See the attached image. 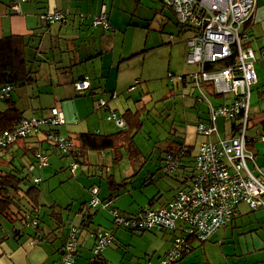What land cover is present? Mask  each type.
Wrapping results in <instances>:
<instances>
[{"label":"rangeland","instance_id":"1","mask_svg":"<svg viewBox=\"0 0 264 264\" xmlns=\"http://www.w3.org/2000/svg\"><path fill=\"white\" fill-rule=\"evenodd\" d=\"M105 1L108 3L107 14L111 25L114 28L120 29V41H123L124 48L127 51L125 53H128L127 56L129 57L127 60L118 61V64H121L120 69L112 67V55L105 53L107 67L104 70V76H99V72H97L95 80H93L94 89L90 90L89 87L78 92L76 82L80 78H77L80 73L82 74L86 71V63L75 64L72 66V69H61L59 73H56V70L52 69L53 67L45 63L42 58L34 59L30 56V49L36 48L39 43L38 38H35L36 44L31 42L27 49V53H29L28 68L34 71L39 81L30 84L22 83V81L13 83L15 86L12 92L13 99L16 105L23 110L26 117H46L50 115L52 107H57L63 112L65 118V122L59 125V128L63 133L68 134L69 130L71 133L108 130L107 132L109 133L113 129H118L116 120L109 118V109L99 107L101 100H106L102 97L106 98L108 93L112 91L115 94L131 95L137 103L143 102L146 97L147 101L142 104L146 106L143 116L145 125L142 131L136 135V142L144 149V143L150 140V136L155 139V142L164 143L166 140L172 141L185 128L182 129L178 126L184 123L182 122V116H180L183 109L178 111L180 108H175L174 111L172 110L171 118L166 120L168 112L171 111L169 108L174 104V100L172 97L165 99L163 97L166 94H171V90L177 92L179 89L176 83L179 77L175 78L176 86L172 89L171 83L168 82L167 73L172 71L178 75L188 74L198 68V66L191 65L186 60L187 46L185 45V40L191 35V32L188 30L185 32L182 27L176 24L175 20L172 21L174 26L172 28L170 26L171 20L175 18L172 13H170L171 19H168L170 22L169 26L165 30L162 29L160 17L155 16V0ZM178 31H182V33ZM114 32V29L110 31L112 35H114ZM141 50H143L141 53H135V51ZM57 56L60 57V54L57 53ZM118 59L121 58L118 56ZM67 70L69 71L68 73L66 72ZM256 70L258 71V63ZM66 75L70 76L67 83L72 88L70 89L72 97L69 99H65L62 96V93L65 92L66 82H61V80ZM50 76H52V81L47 79ZM135 78L138 80L131 83ZM74 79H77L75 83H73ZM88 80H90L89 77ZM263 83L264 77L260 78V81L252 86L251 111L247 130L250 137H256L262 132L260 122L263 119L264 98H260L257 86L260 87ZM131 84L133 86L130 87ZM188 89L190 92L192 87ZM84 91L85 93H82ZM141 96H143L142 101L140 100ZM56 97L58 101H56ZM188 99L194 102L193 95L189 96ZM197 102L201 103L197 105L199 108L205 106L204 103ZM0 104L6 105L7 102L0 100ZM85 109L88 113L81 111L79 114L77 113L78 110L84 111ZM64 111L68 114L69 118L65 115ZM97 111L99 112L96 114ZM117 117L120 118L119 114H117ZM174 117L177 119L175 124H169L172 123L171 121L174 120ZM234 121L240 122V119L219 117L217 123L220 132L223 135L227 134L223 132V128H225L224 124L231 126ZM65 134H61V136L65 137ZM228 135H230L229 132ZM251 144L256 154L257 164L264 169V142L258 141ZM45 147H48V143H45ZM52 148L53 146L50 147L49 151L46 150V153H49L50 165L42 168L35 166L33 169L34 175L42 178L40 183L42 191L41 202L44 203L45 207L39 213L40 225L47 229L49 224H51L54 228L61 230V232L65 226L56 220L52 221L50 217V206L53 203L56 202L59 209L63 210L62 214L66 217L65 222H67V215L73 214L74 210L83 201L92 197V191L88 189L92 183H98L100 186V197L103 198L107 194V181L102 178L106 176L107 171L113 172L117 180L122 181L123 178L127 177V174L131 173L132 168L136 172L138 169H140L139 171H145L155 167V161L161 164L162 159L158 158V156L164 153L163 151L158 156L154 155L152 161H146L143 166H141L139 160L135 161L132 167L130 163L126 166L125 162L113 166L109 165L110 168L104 169L102 174L99 167L94 164L98 161L96 151H92L90 161L94 165L77 164L75 167L76 174H74V171L71 169L73 158L71 156H61L56 151L53 152ZM157 150L155 149V152ZM110 155V153L106 155L102 153L98 154L100 163L103 157L107 160L110 158ZM145 155L148 156V154ZM23 157L20 152L14 164L24 171L28 166L29 157ZM164 161L166 163V159ZM248 163L253 167L254 164L251 160H248ZM24 165L25 167H23ZM163 169L164 175L161 176L162 180L159 184L161 187L169 184V190L165 192V196H167L182 186L179 177L183 176L186 172L188 173L190 168L180 167L177 171L170 173L166 171V166ZM132 181L137 183L136 186H140L138 184V182L141 183L139 178L134 179L133 176ZM240 208L242 212L239 217H235L231 224L219 229L209 240L199 244L198 239H193L199 242H196L198 246L188 254V257L182 264H264V207L252 209L249 205L242 204ZM1 221L5 229L12 228L10 221L4 219ZM15 225L18 228L24 229L25 237L33 232L32 227H26L27 221L22 215H19V218L15 221ZM153 233H155V230H153ZM139 234H134L135 236L127 235L128 240L134 241L132 245H140L138 241L143 236ZM145 234V236H148V233Z\"/></svg>","mask_w":264,"mask_h":264},{"label":"built area","instance_id":"2","mask_svg":"<svg viewBox=\"0 0 264 264\" xmlns=\"http://www.w3.org/2000/svg\"><path fill=\"white\" fill-rule=\"evenodd\" d=\"M24 1L12 0V9L20 11V3ZM257 1L166 0L179 21L188 22L197 29V34L188 40L187 62L200 66L199 70L189 74V80L194 84L195 91L198 89L197 100L206 104L209 113L208 120L199 121L195 131L208 139L198 145L194 172L185 179L186 189L180 190L167 203L157 208H144L135 215H127L117 208L111 209L114 223L132 230H179L166 257L157 263L149 261L147 264H171L177 261L190 251L193 239L207 241L237 214L238 206L242 203L252 209L264 207V169L256 163L253 151L247 149L249 140L264 142V132L256 137H250L247 133L252 86L258 81L255 69L258 56L247 45L251 36L247 23L254 16ZM41 19L51 24L67 21L68 13L51 11L42 14ZM95 24L110 28L105 8L95 17ZM231 57L232 62L217 67V64ZM260 57L264 58V48ZM206 65L215 66L207 69ZM89 86L87 76L76 82L78 91ZM12 89L10 84L0 87V98L8 97ZM210 93L226 94L227 98L232 96L234 99L227 104L224 101V104L214 105ZM99 107L109 108V118H114L118 127L126 126L125 120L117 117L109 101L101 100ZM219 117L240 119V122L234 121V134L231 137H221L217 125ZM64 122V114L57 107H52L50 115L46 117L25 118L19 124L0 131V149L20 137L36 133L44 126H57ZM50 138L60 147L68 145L63 136L51 133ZM36 157L39 167L48 164L47 154L37 152ZM181 157L183 150L177 156L167 155V169L173 172L180 167ZM248 160L253 162V167ZM76 166L73 162L72 170ZM35 181H39V177H35ZM98 192V187L92 188L89 199L92 207L103 203ZM37 221L31 218L29 223L36 227ZM78 232L79 229L75 227L70 230L62 259L65 264L73 262ZM97 234L96 251H100L112 241L113 236L109 230H100Z\"/></svg>","mask_w":264,"mask_h":264},{"label":"crops","instance_id":"3","mask_svg":"<svg viewBox=\"0 0 264 264\" xmlns=\"http://www.w3.org/2000/svg\"><path fill=\"white\" fill-rule=\"evenodd\" d=\"M11 6L12 0H0V38L9 35L23 36L29 45L31 42L35 43V38H38L39 43L37 47L31 49L29 48L31 51L29 53L34 59L42 58L45 63L53 67L52 69L56 70V73H59V70L61 69H72V66L75 64L86 63V71L82 74L80 73L77 79L88 76L90 79L89 81L91 82H89L90 90L94 89L93 80H95V74L99 72V76H104V70L107 67L105 53H110L112 55L111 65L112 67L114 66L118 69L121 67V64H118V61H124L129 58L127 56L128 53H125L127 51L124 48L123 41H120V29L114 28L111 25L108 14L107 18L110 28H105L102 24H95V17L99 16L104 8L105 10H108V3L105 0H27L20 3V11L13 10ZM57 10L68 13V20L59 21L52 25L45 24L42 21V14ZM170 13L175 15L173 8L167 4L166 0H155V16L160 17L162 29L164 30L167 26H169L170 22L168 19H171ZM173 20H176V18H172L171 20L170 26L172 28H174L172 22ZM247 24L249 25L251 34L247 45L251 46L257 53L258 59L255 63V69L258 63V71H256L260 81V78L264 77V58L260 57L261 49L264 48V0L257 1V7L255 9L254 16ZM113 29L115 31L114 35L110 33V31ZM162 32L164 31L162 30ZM189 39L185 40V45L187 46L186 60ZM118 49H120V52ZM142 51L143 50L135 51V53L138 52L136 54H139ZM57 53L60 54V57L57 56ZM118 56L121 59H118ZM196 66H198V68L193 71L200 69L199 65ZM214 66L211 67V65H206V68L213 69ZM217 67H224V65L219 63L217 64ZM66 72L68 73L69 71L67 70ZM190 73L180 75L176 74L177 77H179L178 81L176 82L177 86L184 89H178V91H183L185 93L189 92L188 88L194 85L189 80ZM168 75L169 72L167 73V76ZM69 77L66 75L65 78L61 80V82H66L65 92L62 93V96L65 99L72 97V93H70V89L72 88L67 83ZM47 79L49 81L53 80L52 76L48 77ZM77 79H74L73 83H75ZM135 80L138 79L135 78L134 81H131V83L135 82ZM36 81H39L37 76L35 82ZM131 86L133 85L131 84L130 87ZM174 86H176V84ZM191 92L194 97V102H192L191 99H188L189 96L186 97V109L184 108V110H182L180 116H182V122L184 121L186 125L184 130L186 136L185 142L194 145L196 152L198 145H200V143H202V141L207 138L195 131L197 124L196 121L199 116H206L207 106L206 104L200 108L197 106L201 104L197 102L198 89H196V91L194 89ZM82 93H85V91ZM210 95L214 105H217L221 101H225V98L228 97L226 94L210 93ZM13 97L14 96H12V99ZM102 98L109 101L110 107L113 108L117 114H119L120 118H123L124 120L128 111L135 113L137 109L146 110V106L142 105L143 102L147 101L146 97L143 102L137 103L131 95L128 96L127 94L122 93L115 94L112 91L108 93L106 98ZM140 100H143V96L140 97ZM56 101H58L57 97ZM7 107V104H0V111L7 109ZM80 111L83 113H88L86 109L84 111L78 110L77 113L79 114ZM99 111H97L96 114ZM178 111H181V109ZM65 115L68 117V114L65 113ZM175 118L176 117H174V119ZM224 127L225 128H223V132H226L227 134L223 135L220 132V128L218 126L221 137H231L234 134L233 124L231 126L224 124ZM58 130L60 134H65L60 128H58ZM116 130L117 128L115 130L113 129L109 133L115 132ZM105 131L96 130L94 132L108 134V130ZM228 132L230 135H228ZM72 134L74 135L76 133H71L69 130V133L65 134V136ZM212 138H214V136H212ZM149 139L150 140L148 142L144 143V149L141 145L138 143L137 144L143 151V155L148 154L150 157L148 161H152V157L154 155L158 156L161 154L162 150L166 148V146L162 148V143H158L156 144L157 146H155V139L151 136ZM19 146H21V143L16 144L9 150L0 151V159L2 160L1 163H7L6 161L8 158L18 154L20 149H17ZM155 149L158 150L155 152ZM91 152H89L87 158L84 159L85 165H97L102 174L103 167L101 170L99 166L101 163L106 161L109 162V165L112 164L113 166L114 162L112 163L110 159L106 160L105 157L102 158L100 163V158L98 156L100 153L97 151L96 155L98 161L97 163L92 164L90 161V156L92 155ZM102 154L106 155L107 152ZM161 155V164L156 162L155 167L152 169L149 168L145 171L141 170L139 173H135L136 170L132 168L131 173L127 174V177H125L127 178L126 182L128 183L125 185L126 187H123L122 190L124 191L120 193L116 199L110 201L109 205L106 204L108 201V199H106L104 200L106 202L101 203L96 208H92L88 203L87 205L83 204L89 200L88 198L83 201L76 210H74L73 214L70 213L67 215V222H65L66 217H64L62 214L63 210L59 209L58 204L55 202L57 207L54 210L51 209L50 214L53 213V216L50 217L52 221L56 220L65 226L63 227L64 229L62 232L61 230L54 228L49 223L48 228L45 229V227H42L40 223L38 227H34L27 221L26 227H32L33 232L25 237L24 229L16 227L15 221L11 222V229H5V227L2 226L1 221L0 264H65V262L63 263L62 260L64 256V244L69 237L72 227L78 228L80 231L78 232L79 239L77 233V246L74 252L72 264H147L149 261L153 263L159 262L167 254L170 246L172 245L173 238L175 234L179 232V230L173 231L171 229H162L159 231L155 230V233H153V230H132L128 227L115 224L111 209L117 208L120 212H123L127 215H135L144 208H157L162 206L174 196L181 186L177 191L165 196V192L169 190V184L164 185V187H161L159 184V182L162 180L161 176L164 175L162 173L164 172L163 167L165 166V153ZM72 158L74 161L75 156ZM79 158L81 159V157ZM135 161L137 160L133 161L125 159L121 163L123 164V162H125L127 164L126 166H128V163H130L132 167V164H134ZM81 163L83 162L81 161ZM72 171H74V174H76L75 168ZM131 175L134 176V179H140L141 183L138 182L140 186H136L137 183L132 181V178L130 177ZM145 180H148L149 184H143ZM179 181L183 183V186H186V183L183 182V177H181ZM97 184L98 183H92L90 186ZM90 186L88 189H90ZM100 191L101 188L99 187V192ZM105 196L103 197L105 198ZM100 198L103 199L102 197ZM240 205L238 206L236 217H239L240 213L242 212ZM90 213L92 215H90ZM100 230H109L112 233L113 238L112 241L100 251H96L99 240L97 233ZM217 232L218 231H216V233ZM138 233H140L139 235L143 236L138 241L140 242V245H132L134 241L128 240L127 235H134ZM145 233H148V236H145ZM196 242L199 243L200 241L198 242L197 240H192V249H195L198 246ZM201 243L204 242H200L199 244ZM188 254L183 257L182 260H180L179 264L184 262V260L188 257Z\"/></svg>","mask_w":264,"mask_h":264},{"label":"trees","instance_id":"4","mask_svg":"<svg viewBox=\"0 0 264 264\" xmlns=\"http://www.w3.org/2000/svg\"><path fill=\"white\" fill-rule=\"evenodd\" d=\"M174 14L176 18L175 20L176 24L182 27V29H184L185 32L186 30L191 32V35L188 38H186V40L197 34V29L193 25H190L188 22L179 21L175 12ZM44 23L48 25L54 24V23L51 24L46 22ZM180 33H182V31H180ZM28 47H29V43L23 36L9 35L0 38V87L7 84L13 86V89L11 90V93L8 97L0 98V100L6 101L8 105L7 109L0 111V131L7 129L11 126H15L19 124L21 121H23L25 118H28L24 115L23 110H21L16 105V102L12 99L13 96L12 92L15 88L13 83L22 81V83L30 84L35 82L36 79V75L34 74V71L28 68V62H29V58H28L29 53H27ZM30 56L33 57L31 54ZM232 61H233V57L229 59H225L224 61L221 62V64L227 65L229 62ZM169 73L170 75H168L167 78L169 80L168 82L171 83L173 89L175 78L177 77V75L171 71H169ZM85 77H82L79 80H82ZM179 89L184 90L182 88ZM192 89L194 90L193 86ZM192 89L191 91H193ZM171 91H172L171 94L170 93L166 94L163 97V99L172 97V99L174 100V104L172 105V107L169 108V110L171 111L168 112L166 116V120L167 119L169 120L171 118L172 110H174L172 108H180L181 110L182 109L184 110V108L186 107L185 106L187 99L186 97L192 95L191 91L186 93L183 91H178V92H175L174 90ZM257 92L259 93L261 99L264 98V83L260 87L257 86ZM233 99L234 98H232V96L227 98L225 100L226 104L227 102L230 103L231 101H233ZM220 103L224 104V101H221L218 104ZM143 116H144V110L142 109H137L135 113L128 111L125 115L126 126L118 127V129L112 133L102 134V133L87 131V132H78L74 135L72 134L69 136H65L66 143H68V145L65 147H60L58 142L56 143L55 141H53L52 138H50L51 133L61 136L58 130L59 125L52 126L50 124L47 127L41 128L39 131H37L34 134L31 133L25 137H20L14 143L8 145L5 148L0 149V151L9 150L11 149V147L15 146L16 144L21 143V146H19L18 148V150L20 149L19 153L21 152L24 157H29L28 166L27 168L24 169V171L21 170V168L19 169L18 167H16L14 164V162L16 161V157L19 153L14 155L13 157L8 158V160L6 161L7 163L4 164L1 163L2 160L0 159V225H1V220L3 219L8 220L10 222H14L19 218V215H22L28 222L31 220V218H36L38 220L36 227L39 226L40 223L39 213L40 210L43 207H45V205L44 203L41 202L42 191L40 188V183L42 181V178L40 176L34 175L33 168L35 166H38L39 164L36 157V153L42 152L49 156V153H46V150L49 151L51 146H53L52 148L53 152L56 151L61 156H72V157L75 156L73 162L76 164H85L84 159L87 158L88 153L91 151H98L99 153H106V152L110 153L111 155L109 159L112 161V163L114 162L113 165L121 163L125 159H129L133 161L139 160L141 162V166H143L145 162L150 159L149 156L143 155V151L136 142V135L142 131L145 125V120L143 119ZM208 118H209V113L207 109L206 116H199L196 123H198L199 121H207ZM176 120L177 119L175 118L173 121H171L172 123L169 124H175ZM260 123H261L262 132H264V110H263V119L261 120ZM178 126H180L183 129L185 128L186 125L184 122ZM50 131H54V132H50ZM185 138L186 136L183 131L179 135L175 136L172 141L166 140L164 141V143H162L163 144L162 148L166 146V148L162 150V152L164 151L165 153L164 159L166 160H167V155L172 154L173 156H177L179 152L183 150V157L180 158L181 161L180 167L190 168V171L188 173L186 172L183 174V176H180V178L181 177L184 178L183 181L184 183H186L185 182L186 177L194 172V166H195L194 158L196 153L194 145H191L190 143H186ZM256 142L258 141L249 140L247 142V149L253 151L254 155L256 154L252 149L251 143H256ZM45 143H48L47 148L45 147ZM158 143L160 142L159 141L155 142V146H157L156 144ZM250 144L251 146H249ZM79 157H81V159ZM158 158L162 159V155L158 156ZM81 161L83 163H81ZM255 161H256V157H255ZM108 163L109 162L106 161L101 163L102 165L101 164L99 165L101 170L102 167L103 170L110 168ZM49 165H50V158L47 165L41 167L38 166V168L46 167ZM110 165L112 166V164ZM166 165L167 162L165 163V166ZM23 167H25V165ZM180 167L175 169V171L180 169ZM139 170L140 169H138L137 172L135 173H138ZM166 171H168V173L171 172L168 169ZM107 172L108 173L106 174V176L102 177L107 181V188H108V194L105 196V198L103 197V199H101L103 202H106L104 201L106 199H108L107 202L116 199V197L120 195V193L122 192L123 187H126L125 185L128 183L126 182L127 178H123L122 181H119L117 180L116 175L113 172H109V171ZM35 177H39V181H35ZM130 177L132 178L133 175H131ZM143 184L145 185L149 184L148 180H145ZM93 187H98L99 189L100 186H98V184L92 185L90 186V190H92ZM185 187L186 186L182 185L181 188L174 194V196L180 190L186 189ZM87 203L89 204V200L87 202H84L83 204L87 205ZM89 206L92 207L90 204ZM56 207L57 204L53 203L50 206V209L54 210L56 209ZM92 208H96V207H92ZM90 215L92 214L90 213ZM50 216L52 217L53 213H51ZM235 217L236 215L224 226L230 224ZM192 250L194 249H192L191 246V249L188 253L192 252ZM188 253H185L183 257H185ZM165 257L166 255L163 258ZM183 257H181L175 262H172L171 264H179L180 260H182Z\"/></svg>","mask_w":264,"mask_h":264}]
</instances>
